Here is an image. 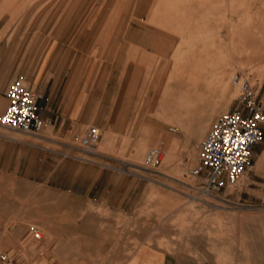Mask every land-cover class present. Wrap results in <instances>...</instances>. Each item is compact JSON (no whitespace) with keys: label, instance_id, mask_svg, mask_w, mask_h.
Masks as SVG:
<instances>
[{"label":"rangeland","instance_id":"obj_1","mask_svg":"<svg viewBox=\"0 0 264 264\" xmlns=\"http://www.w3.org/2000/svg\"><path fill=\"white\" fill-rule=\"evenodd\" d=\"M45 65L41 83L57 85V103L76 95L83 103L75 120L35 135L0 127L36 144L39 156L37 172L17 142L8 150L0 139V206L8 211L0 264H125L144 242L184 264H264V164L256 166L264 138L227 190L207 194L187 175L237 96L231 77L247 73L264 94V0H0L2 70L29 85ZM91 126L100 139L85 152L77 136ZM151 149L164 161L146 170ZM95 175L125 199L105 251L96 243L105 225L85 226L88 239L79 227L64 228L67 189L90 187ZM48 183L56 189L54 230L33 221ZM27 227L42 242L25 239Z\"/></svg>","mask_w":264,"mask_h":264},{"label":"built area","instance_id":"obj_2","mask_svg":"<svg viewBox=\"0 0 264 264\" xmlns=\"http://www.w3.org/2000/svg\"><path fill=\"white\" fill-rule=\"evenodd\" d=\"M230 84L237 90L231 108L221 114L211 125L199 144L196 165L188 171L191 178L203 182L205 193L227 190L233 186L250 165L253 149L264 138V94L261 86L252 82L245 72H236ZM7 107L0 115V127L26 135L38 134L48 124L40 116L39 102L43 95L26 85L23 80H13L8 87ZM100 139L97 127H89L83 136H77L79 148L94 150ZM162 161V152L151 149L145 155L144 168L156 169ZM41 232L29 227L25 239L42 242ZM8 255L1 256L6 262Z\"/></svg>","mask_w":264,"mask_h":264},{"label":"crops","instance_id":"obj_3","mask_svg":"<svg viewBox=\"0 0 264 264\" xmlns=\"http://www.w3.org/2000/svg\"><path fill=\"white\" fill-rule=\"evenodd\" d=\"M46 65L43 66L42 70L38 72V74L33 75L29 79V86L36 89L43 95V99L39 102V106L42 108L40 112V116L43 120H45L48 124L54 123L56 125L59 123V126H63L65 123L69 124V122L75 120L80 115V110L82 106V97L81 96H69L66 100H60L59 103L55 100L56 95L58 93V87L56 84L49 86L48 84L41 83L44 78ZM16 77L15 70L11 71H3L0 67V115L5 111L7 107V98L6 93L9 87V84L15 80ZM49 131L46 130L45 134H48ZM44 137V136H43ZM0 139H4L6 141V148L11 149L9 143L17 142L16 145L20 146V158L26 162V165H30L33 167L35 163V168L38 172V162L39 156L34 154V149L36 144L31 143L29 141H24L22 139H18L13 136H4L0 133ZM3 146V144H0ZM264 164V157L258 162L256 165L257 168ZM26 172V171H25ZM33 178L28 176H23L21 180L24 182H30ZM50 178H48V181ZM87 181H90V187L85 189H80L73 194V189H67V195L69 199L65 204V229L72 228H80V233L83 235V238H92L89 233H84L85 226H88L89 223H94L96 228L99 227L100 224L105 225L104 239L102 241L97 240L99 242L90 241V243L96 242L102 245L101 251H105L109 249V246L114 244L115 234L114 224L117 222V218L120 214L126 213L125 199H121L120 191L118 189L109 188L106 185H103L100 180V176H88ZM44 194L47 197V205L39 206L37 211L34 214L33 221H36L39 225H43L47 227L49 230L56 229V189L51 185H47L46 189H44ZM74 198V200L72 199ZM79 202V204H75ZM74 203V204H73ZM88 208H92L89 210ZM88 209V211H87ZM86 210V211H85ZM98 210L106 212L109 216L101 217L98 215ZM7 210L0 206V228H5L8 225V216ZM87 212V214L85 213ZM21 222V221H20ZM74 226V227H73ZM17 227V226H16ZM21 227V226H20ZM28 229V227H27ZM110 236V238H109ZM145 238V236H144ZM110 239V240H109ZM89 243V242H88ZM116 253V252H115ZM117 255L118 252H117ZM120 259V257H116ZM115 258V259H116ZM70 259V258H69ZM124 259V258H123ZM125 264H184L179 261L176 256H173L169 253H165L164 251L158 249L157 247L148 244V243H140V245L132 252V254L126 259Z\"/></svg>","mask_w":264,"mask_h":264},{"label":"bare ground","instance_id":"obj_4","mask_svg":"<svg viewBox=\"0 0 264 264\" xmlns=\"http://www.w3.org/2000/svg\"><path fill=\"white\" fill-rule=\"evenodd\" d=\"M234 90L237 92V90L234 88ZM238 93V92H237ZM98 145V144H97ZM161 151V150H160ZM163 161H164V154L162 155V161H161V165L163 164ZM145 169V168H143ZM43 237V235H41Z\"/></svg>","mask_w":264,"mask_h":264}]
</instances>
